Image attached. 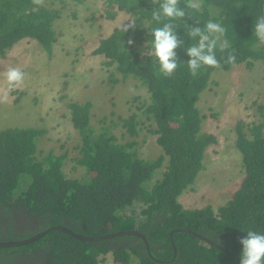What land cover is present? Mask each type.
Returning a JSON list of instances; mask_svg holds the SVG:
<instances>
[{
    "label": "trees",
    "instance_id": "trees-1",
    "mask_svg": "<svg viewBox=\"0 0 264 264\" xmlns=\"http://www.w3.org/2000/svg\"><path fill=\"white\" fill-rule=\"evenodd\" d=\"M70 1L84 7L87 0ZM102 1L106 19L115 20L117 9L131 14L136 27L126 33L115 29L92 54L115 65L114 72L123 81L134 78L147 88L150 99L137 108L142 118L138 120L134 113L126 119L119 116V123L105 117L97 128L92 124L91 102L69 103L72 125L81 138L74 162L85 171L82 179L64 171L67 154L39 151L44 129L1 131L0 242L23 240L63 226L84 237L138 231L148 246L136 236L87 242L52 231L35 243L0 252L34 256L44 259V264H102L109 254L116 264H240L239 240L248 230L264 234V102L257 105L256 122L239 121L233 130L231 141L241 155L245 174L229 202L217 210L211 206L192 210L185 209L179 198L204 169L206 150L219 144L215 133L203 131V124L211 117L216 120L218 114L209 116L199 108L201 95L219 85L212 80L213 72H229L242 65L250 70L255 62L264 61V45L258 46L254 36L255 20L264 15V0H200L199 10L185 9L184 20L173 21L179 25L177 34L184 46L177 49L179 66L170 78L159 72L154 56L140 57L134 44H127L132 39L148 48L149 32L158 26L150 14L158 5L152 0ZM184 4L181 0V7ZM67 8L66 0H59L57 8L34 5L32 0H0V58L26 39L35 40L51 55L60 36L56 22ZM209 20L226 28L221 42L227 40L229 48L221 52L217 47L220 68L202 67L192 76L186 48L193 41L184 25L196 26L199 21L203 27ZM229 52L236 54L235 65L224 63ZM114 76L111 81L117 82ZM143 126L156 136L163 151L156 158H143L138 142H124L127 135L138 137ZM118 127L126 131L120 137L115 131Z\"/></svg>",
    "mask_w": 264,
    "mask_h": 264
},
{
    "label": "rangeland",
    "instance_id": "rangeland-1",
    "mask_svg": "<svg viewBox=\"0 0 264 264\" xmlns=\"http://www.w3.org/2000/svg\"><path fill=\"white\" fill-rule=\"evenodd\" d=\"M43 3L52 8L59 6V0H44ZM66 4L68 8L55 23L60 36L51 55L41 50L36 42L25 40L15 45L6 58H0V73L8 67H19L25 73L23 84L12 90L17 93L9 92L8 101L0 103V132L17 128L44 129L47 132L39 138V151L67 154L64 171L71 178L82 179L85 171L74 162L78 156L75 148L81 138L72 125L69 103L91 102L92 124L100 128L105 117L120 123L119 116L126 119L134 113L138 120L141 119L137 108L149 101L150 94L141 81L134 78L123 81L122 76L114 72L115 65H108L104 56L92 54L116 28L131 23L133 16L116 9L117 18L109 21L105 18L106 6L102 0H87L84 7L76 6L70 0H66ZM148 51L144 45L134 43V52L141 53L140 57L146 56ZM113 73L117 82L111 81ZM212 75V80L219 85L201 95L199 108L201 113L209 116L212 112L218 114L216 120L208 116L210 122L203 124V131L215 133L219 144L206 150L204 169L193 186L180 196L179 201L185 209L211 206L217 210L239 189L245 171L241 155L231 141L233 130L239 121L247 125L256 122L259 117L257 105L264 102V61L255 62L250 70L242 65L229 72L214 71ZM3 88L6 83L0 76V89ZM143 129L138 137L127 135L122 142L136 141L143 158H156L163 151L156 144V136L148 133L146 126ZM115 131L119 137L126 132L120 127ZM140 211L139 208L137 213ZM38 263L44 264V259L0 252V264ZM102 264L116 262L109 254Z\"/></svg>",
    "mask_w": 264,
    "mask_h": 264
},
{
    "label": "clouds",
    "instance_id": "clouds-1",
    "mask_svg": "<svg viewBox=\"0 0 264 264\" xmlns=\"http://www.w3.org/2000/svg\"><path fill=\"white\" fill-rule=\"evenodd\" d=\"M43 2L44 0H32L34 5H42ZM152 4L158 5L150 14L151 21L156 22L158 26L149 32L152 39L147 43L149 51L146 55L154 56L159 65V72L165 78H170L179 66L177 49L184 46V41L177 34L179 25L173 21H183L187 16L185 9L199 10L201 4L200 0H185L184 7H181V0H152ZM199 24L200 22L196 21V26L184 25L186 36L193 41L186 48V55L190 58L186 63L192 76H196L202 67L220 68L221 63L216 56L217 47L219 46L221 52L229 48L227 40L221 42V37L227 31L222 24L213 20L207 21L203 27ZM135 27L136 22L132 20L131 23L122 25V31L126 33ZM254 36L259 41L258 46L264 45V15L255 20ZM127 44L132 46L134 41L128 39ZM40 49L43 50L41 47ZM224 63L235 65V52H229ZM0 76L4 77L6 83V88L0 89V103H6L9 92L23 84L25 73L19 67H8L6 71L0 73ZM239 243L242 245L240 264H264V234L248 230Z\"/></svg>",
    "mask_w": 264,
    "mask_h": 264
},
{
    "label": "water",
    "instance_id": "water-1",
    "mask_svg": "<svg viewBox=\"0 0 264 264\" xmlns=\"http://www.w3.org/2000/svg\"><path fill=\"white\" fill-rule=\"evenodd\" d=\"M52 231H62L66 234L72 235L74 238L82 240V241H87V242H101V241H105L108 239H112L114 237L117 236H136L138 238H141L143 240L144 243H146V245L148 246V241L146 239V237L138 232V231H129V232H117V233H113V234H108L102 237H84V236H80L77 235L75 233H73L71 230H69L66 227L63 226H55V227H51L50 229H47L45 231H42L32 237L23 239V240H18V241H4V242H0V249H10V248H17V247H21L24 245H28L31 243H35L41 239H43L46 235H48L50 232ZM191 233V232H190ZM193 233V232H192ZM196 236H198L202 241H205L206 243H210L213 246H217L213 241L194 233Z\"/></svg>",
    "mask_w": 264,
    "mask_h": 264
},
{
    "label": "crops",
    "instance_id": "crops-1",
    "mask_svg": "<svg viewBox=\"0 0 264 264\" xmlns=\"http://www.w3.org/2000/svg\"><path fill=\"white\" fill-rule=\"evenodd\" d=\"M207 122H210V121L208 120ZM205 123H206V122H205ZM206 125H208V123H207ZM200 173H201V172H200Z\"/></svg>",
    "mask_w": 264,
    "mask_h": 264
},
{
    "label": "flooded vegetation",
    "instance_id": "flooded-vegetation-1",
    "mask_svg": "<svg viewBox=\"0 0 264 264\" xmlns=\"http://www.w3.org/2000/svg\"><path fill=\"white\" fill-rule=\"evenodd\" d=\"M37 226H34L33 229H35Z\"/></svg>",
    "mask_w": 264,
    "mask_h": 264
}]
</instances>
